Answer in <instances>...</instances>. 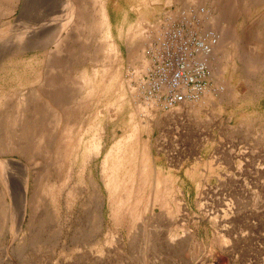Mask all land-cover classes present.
<instances>
[{"label": "rangeland", "instance_id": "obj_1", "mask_svg": "<svg viewBox=\"0 0 264 264\" xmlns=\"http://www.w3.org/2000/svg\"><path fill=\"white\" fill-rule=\"evenodd\" d=\"M184 1L146 24L137 90L113 24L125 6L0 0V264H264V149L243 145L186 200L153 167L182 148L148 105L183 112L233 68L234 91L264 99V0ZM176 60L199 81H178Z\"/></svg>", "mask_w": 264, "mask_h": 264}, {"label": "crops", "instance_id": "obj_2", "mask_svg": "<svg viewBox=\"0 0 264 264\" xmlns=\"http://www.w3.org/2000/svg\"><path fill=\"white\" fill-rule=\"evenodd\" d=\"M107 3L115 7L125 6L120 19L122 21H114L113 24L124 45L130 46L129 53H132L134 61L128 62L126 66L130 69L128 79L134 88L140 90V83L148 68L141 54L145 37L148 36L146 24L164 18L167 8L173 6L179 9L187 3L184 0H107ZM129 14L133 16L130 20L133 23L130 22L127 28L123 22ZM235 71L233 68L226 74L222 72L220 79L213 75L210 87L223 85L222 92L213 94L210 90L197 104L187 107L183 112H175L169 118L165 112L151 105L147 107L146 111L151 112L153 118L159 116L157 128L168 122L169 133L177 132L182 150L175 159L170 161L163 153L154 151L152 162L156 172L164 173L179 183L178 194L185 200L196 198L204 187L215 184L220 178L227 180L233 165L240 160L243 145L250 144L254 149V159L257 148L264 149L262 93L255 86H247L240 94L234 91Z\"/></svg>", "mask_w": 264, "mask_h": 264}, {"label": "bare ground", "instance_id": "obj_3", "mask_svg": "<svg viewBox=\"0 0 264 264\" xmlns=\"http://www.w3.org/2000/svg\"><path fill=\"white\" fill-rule=\"evenodd\" d=\"M204 51V53L208 52L205 48ZM165 67L174 72L178 81L180 80L182 83L186 84H194L195 82H198L201 76L200 73L203 71L200 67L198 71L192 72L190 71L189 66L181 60H176L175 62L169 61L165 64ZM37 141L40 143L42 142V139L39 137Z\"/></svg>", "mask_w": 264, "mask_h": 264}]
</instances>
